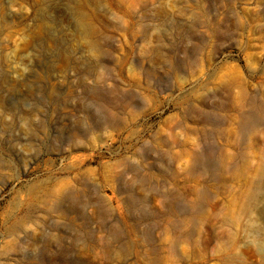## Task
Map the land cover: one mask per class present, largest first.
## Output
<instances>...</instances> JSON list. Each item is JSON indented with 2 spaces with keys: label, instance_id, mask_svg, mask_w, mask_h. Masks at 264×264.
Masks as SVG:
<instances>
[{
  "label": "rangeland",
  "instance_id": "1",
  "mask_svg": "<svg viewBox=\"0 0 264 264\" xmlns=\"http://www.w3.org/2000/svg\"><path fill=\"white\" fill-rule=\"evenodd\" d=\"M0 264H264V0H0Z\"/></svg>",
  "mask_w": 264,
  "mask_h": 264
},
{
  "label": "bare ground",
  "instance_id": "2",
  "mask_svg": "<svg viewBox=\"0 0 264 264\" xmlns=\"http://www.w3.org/2000/svg\"><path fill=\"white\" fill-rule=\"evenodd\" d=\"M81 26L83 27H86L87 24L86 22L84 21V19L81 20ZM255 114L253 115H245L244 118H243V121L241 122L242 123V126H241V130L244 129V130H248L252 127H254L255 125H257V123L259 122V117H258V110H256V116H254ZM256 117V118H255ZM245 134V133H244ZM201 157H198L197 161L199 163H202L203 160L200 159ZM75 263V262H74Z\"/></svg>",
  "mask_w": 264,
  "mask_h": 264
}]
</instances>
